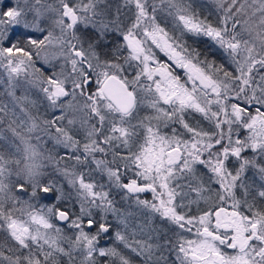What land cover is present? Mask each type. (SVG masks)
Instances as JSON below:
<instances>
[{
  "label": "snow or ice",
  "instance_id": "obj_1",
  "mask_svg": "<svg viewBox=\"0 0 264 264\" xmlns=\"http://www.w3.org/2000/svg\"><path fill=\"white\" fill-rule=\"evenodd\" d=\"M212 3L0 0V264H264V0Z\"/></svg>",
  "mask_w": 264,
  "mask_h": 264
},
{
  "label": "trees",
  "instance_id": "obj_2",
  "mask_svg": "<svg viewBox=\"0 0 264 264\" xmlns=\"http://www.w3.org/2000/svg\"><path fill=\"white\" fill-rule=\"evenodd\" d=\"M110 2L117 3V2H119V0H110ZM149 2L151 3V0H149ZM197 2H198V3H203V4L206 5V11H205V14H208V12H211V13H214V14L216 13V7H215V5L212 3V0H197ZM157 4H158V7H164V5H160V4H159V0H157ZM37 7H39V5H37ZM134 10H135V9H134V7H133V11H134ZM123 11L127 13L128 10H127V9H123ZM157 16H158V19L160 20L161 23H163L165 19H167L169 22L171 21V18L167 16V12H166V11H158ZM209 18L212 19L213 17L210 16ZM169 26H170V23H169ZM37 66H38V67H41V66L38 64V61H37ZM228 66H229V68H230L232 71L235 70L234 68H232V66H231L230 64H229ZM41 68H42V67H41ZM0 75H2V70H0ZM4 79L6 80V77H4ZM21 84H22V87L17 88V90H16V94H17L18 96H20V95H28L31 99H37V98L42 99V94H40L37 90H35L34 88L31 89V87H30L29 85H27V84H24L23 81H21ZM2 90H3V86L0 85V91H2ZM3 99H8V98L5 96V97H3ZM42 109H43V108H42ZM17 112H19V109H17ZM34 113H35V112H34ZM241 135H242V136L244 135L243 131L241 132ZM13 167H15V166L13 165ZM46 170L51 171V169H46ZM145 196H146V195H145ZM145 198H146V197H145ZM116 201H117L116 206H117V208L120 209L121 211L129 210V209H131V207H132V205L130 204V202H124V201L120 200L119 196L116 197ZM56 223H57V222H56ZM112 223H113L114 225H116L113 221H112ZM57 224H58V223H57ZM69 234H70V230H67V229H66V226H65V235H69ZM2 237H3V234L0 233V238H2ZM112 243H113L112 240H108L106 243H102V240H100V246H108V245H110V244H112ZM63 246H64V247H67V243L64 242V245H63ZM5 254H8V253L6 252V250H5ZM98 259L101 260V261H103V260H105L106 258H104V257H98Z\"/></svg>",
  "mask_w": 264,
  "mask_h": 264
},
{
  "label": "rangeland",
  "instance_id": "obj_3",
  "mask_svg": "<svg viewBox=\"0 0 264 264\" xmlns=\"http://www.w3.org/2000/svg\"><path fill=\"white\" fill-rule=\"evenodd\" d=\"M21 3H23V0H21ZM113 3V2H112ZM57 50L55 49V48H53V49H51L50 50V52L48 53V55H49V59L50 60H52V62L53 63H58L57 62V60H55L54 59V55H55V52H56ZM159 50H157V52H158ZM159 58L161 59V60H166L167 58L162 54V53H160L159 54ZM38 64L42 67V68H44L45 67V65L43 64V61H38ZM177 72H179L181 75H183V72H182V70H180V69H177ZM31 89H33V88H31ZM36 90V89H35ZM40 111H41V113H43V109L41 108L40 109ZM33 112H35V110H33ZM46 139V138H45ZM33 142H35V141H33ZM49 146H51L50 144H49ZM58 151L61 153V154H63L64 153V149H58ZM68 163L69 164H71V163H73V161H68ZM249 175H251V173H249ZM141 194H144V193H140L139 195L141 196ZM146 198H148V199H151V193H149V192H146ZM144 195V196H145ZM141 198H145V197H142L141 196ZM134 201V200H133ZM201 203H203V202H201ZM130 204L132 205V207H131V209H129V210H131V211H133V212H138V209H136V207H135V204L133 203V202H130ZM193 206H196V205H193ZM143 217H137V216H130L129 217V221H130V227H132V228H134L135 227V225L139 222V220L140 219H142ZM110 219L116 224V218L115 217H111L110 216ZM140 237H147V235H144V236H140ZM140 237H137V238H140ZM102 241H104V239H102Z\"/></svg>",
  "mask_w": 264,
  "mask_h": 264
},
{
  "label": "flooded vegetation",
  "instance_id": "obj_4",
  "mask_svg": "<svg viewBox=\"0 0 264 264\" xmlns=\"http://www.w3.org/2000/svg\"><path fill=\"white\" fill-rule=\"evenodd\" d=\"M246 154H248V153H246ZM125 182H127V180H125ZM145 194H146V192L144 194H141V196L146 197V196H144ZM131 202L134 203V201H131ZM201 207H204L203 203H201ZM226 207H227V205H226ZM192 209H193V211H195L196 206H192ZM185 235H189V234L185 233ZM140 238L144 239V240H148V237H140ZM107 241H108V239H104V241H102V243H106ZM149 242L155 243V236H153V239ZM124 251L127 252L128 250H124ZM129 255L131 256L133 261L136 262V264H141V258L136 257L134 254H131V253H129ZM164 255L168 258V264H172V262L175 261V254L174 253L165 251Z\"/></svg>",
  "mask_w": 264,
  "mask_h": 264
},
{
  "label": "water",
  "instance_id": "obj_5",
  "mask_svg": "<svg viewBox=\"0 0 264 264\" xmlns=\"http://www.w3.org/2000/svg\"><path fill=\"white\" fill-rule=\"evenodd\" d=\"M58 224H60V222L59 221H56Z\"/></svg>",
  "mask_w": 264,
  "mask_h": 264
}]
</instances>
